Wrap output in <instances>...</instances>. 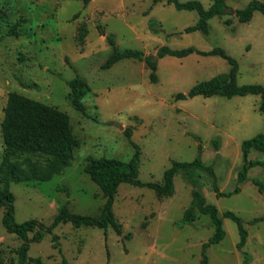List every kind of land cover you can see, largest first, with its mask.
Segmentation results:
<instances>
[{
    "label": "rangeland",
    "instance_id": "obj_1",
    "mask_svg": "<svg viewBox=\"0 0 264 264\" xmlns=\"http://www.w3.org/2000/svg\"><path fill=\"white\" fill-rule=\"evenodd\" d=\"M199 1L206 8L212 3ZM250 1L227 0V13L211 18L204 34L186 30L198 22L196 10H179L166 2L0 0V160L5 152L2 121L12 91L66 111L79 140L70 165L53 179L11 184L16 220L50 225L64 204L75 213L100 215L106 199L84 171L89 156L131 162L135 177L164 184V172L173 161L194 160L201 144L203 162L214 168L220 189L233 190L242 166V142L264 132L260 97L175 99L196 83L227 73V60L196 53L166 55L157 59V82L150 80L144 61L122 59L108 69L102 64L112 52L110 33L120 48L145 55H156L163 45L205 51L219 46L238 60L240 84L264 85V14L255 12L247 23L235 14ZM15 24L17 34L11 35ZM76 76L91 86L83 99L85 112L72 104L68 81ZM250 158L264 159V153L253 149ZM248 175L239 193L222 197L213 189L212 176L200 169L178 173L171 196L122 183L114 203L121 233L112 227L62 223L42 241L31 242L29 257L47 264H63L64 258L68 264H201L206 256L209 264H243L245 251L250 264H264V221H253L264 215V192L252 181L264 182V167H253ZM194 188L221 213L230 210L244 220L248 239L242 250L237 248L238 225L230 218H224L225 238L204 250L215 233L211 217L196 210V220L183 222ZM3 215L0 208V264H16L22 240L6 230Z\"/></svg>",
    "mask_w": 264,
    "mask_h": 264
},
{
    "label": "trees",
    "instance_id": "obj_2",
    "mask_svg": "<svg viewBox=\"0 0 264 264\" xmlns=\"http://www.w3.org/2000/svg\"><path fill=\"white\" fill-rule=\"evenodd\" d=\"M80 1L84 5H88L92 0ZM153 1L155 3L166 2L174 4L179 10H196L199 13V20L186 30L188 32L199 30L204 34L209 33V20L215 16L221 17L225 15L229 7L227 0H212L209 8H206L199 0L186 2H181L180 0ZM257 11L264 14V2L251 0L245 7L238 8L235 14L241 23H247L252 20L254 13ZM17 25L11 26L9 34H17ZM83 32L85 35L87 34V30H83ZM107 40L112 46V52L102 64V69L111 68L122 59L144 61L150 69V80L152 82L158 81L157 59L166 55L179 58L194 53L203 56H220L227 60L230 65L227 73L218 74L211 79L200 81L192 86L187 93H177L175 99L180 100L195 96L232 98L235 96L258 95L261 100L259 110L264 116V85L260 83L240 84L238 82V60L229 55L222 47L217 46L205 51L194 46L173 49L168 45H163L158 49L156 55H145L139 49L120 48L112 33L107 35ZM68 85L74 108L85 112L86 107L83 99L91 91V86L81 76H76L69 80ZM2 133L5 152L0 160V208H4L3 225L6 230L17 235L22 240L17 250L18 260L16 264H47L40 257L36 259L29 257L31 242L42 241L47 234L53 233L62 223L70 222L75 227H98L105 230L112 227L116 232L121 233V225L114 213V203L118 188L122 183L148 187L155 190L159 195L171 196L175 190L174 179L178 173L193 172L200 169L207 171L212 176V185L217 197L231 196L241 191L239 185L249 179L248 173L251 168L256 166L264 167V159L250 158L253 149L264 153V132L258 133L242 142V166L237 174V185L230 191H222L220 189L214 168L211 165L204 164L201 156V144L198 149L199 155L194 160L173 161L172 165L164 172V184L144 182L140 178L135 177V168L131 162L116 157L89 156L84 171L100 187L106 199L100 215L75 213L68 204H64L50 225L38 219H29L20 223L16 220L15 195L11 190V184L13 182H43L53 179L70 165L74 151L79 145V140L74 134L71 117L66 111L16 91H12L8 95L2 121ZM126 135L138 149L137 144L132 140L129 130L126 131ZM252 181L258 186L260 192H264V182L258 178H253ZM192 194V203L185 210L183 222L187 223L196 220L198 216L195 212L198 210L201 214L209 215L215 226V233L209 242L204 244V250L225 238L224 218H230L237 223L240 233V241L237 243V248L242 250L248 239V230L245 227L244 220L230 210L221 213L215 204L207 202L206 197L200 190L194 188ZM253 221H264V215L255 218ZM30 233H34V236L31 237ZM55 247H59V245L57 244ZM243 255L245 258L243 264H250L251 257L249 254L243 251ZM63 264H68L66 258L63 259ZM201 264H209L206 256Z\"/></svg>",
    "mask_w": 264,
    "mask_h": 264
},
{
    "label": "water",
    "instance_id": "obj_3",
    "mask_svg": "<svg viewBox=\"0 0 264 264\" xmlns=\"http://www.w3.org/2000/svg\"><path fill=\"white\" fill-rule=\"evenodd\" d=\"M157 58V57H156Z\"/></svg>",
    "mask_w": 264,
    "mask_h": 264
}]
</instances>
